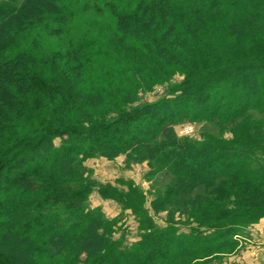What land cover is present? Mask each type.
<instances>
[{
  "label": "trees",
  "instance_id": "1",
  "mask_svg": "<svg viewBox=\"0 0 264 264\" xmlns=\"http://www.w3.org/2000/svg\"><path fill=\"white\" fill-rule=\"evenodd\" d=\"M125 1L113 7L117 33L52 53L30 35L65 32L76 17L68 0L0 3V264H189L234 251L264 218V0ZM176 69L177 91L126 107L141 79ZM184 121L232 137L182 138ZM121 154L171 175L155 210L175 205L199 228L114 243L87 203L95 187L117 200L115 189L87 180L84 162Z\"/></svg>",
  "mask_w": 264,
  "mask_h": 264
},
{
  "label": "rangeland",
  "instance_id": "2",
  "mask_svg": "<svg viewBox=\"0 0 264 264\" xmlns=\"http://www.w3.org/2000/svg\"><path fill=\"white\" fill-rule=\"evenodd\" d=\"M7 1L9 0H0V3ZM123 1L68 0L76 10V17L68 24L67 29L65 28V32L55 35L49 32L53 30L51 27H38L30 35L29 42L36 37L42 50L52 53L67 46L70 40L79 41L86 34L90 35L97 30L104 31L105 34L111 36L117 33L113 25L116 12L113 7L119 11L127 9V3ZM58 27L56 26V29ZM165 78L159 83H145L144 79H141L139 86L136 85L134 93H132V99L127 100L132 102L127 103L126 107H138L168 96L171 92L177 91L184 80V76L177 69ZM120 97L123 95L121 94ZM98 113H102V111ZM256 117L264 119V115L256 114ZM175 130L179 137L197 140L232 137V132L229 129L221 130L215 123L208 121H184L178 124ZM60 143L61 140H55L56 146H59ZM84 165L86 167L84 177L87 180L94 181L98 185L113 187L119 199L118 201V199L102 198L97 186L87 203L88 208L99 207L103 211L106 219L110 222L109 228L114 243L131 246L139 241L145 233L174 229L177 233H189L192 228H199V224L193 219H187L180 211H176L175 205H169L167 209L160 212L155 210L154 202L163 197L171 185V175L165 171L153 174L154 172H151L147 162H129L125 154L114 158L98 155L87 159ZM201 193H204V190ZM254 225L246 228L242 236H236L239 246L234 251L191 260L189 264H264V236L256 235V230L252 231L251 228ZM41 242L43 239L36 238L37 244L41 245ZM169 264L183 263L174 261Z\"/></svg>",
  "mask_w": 264,
  "mask_h": 264
},
{
  "label": "crops",
  "instance_id": "3",
  "mask_svg": "<svg viewBox=\"0 0 264 264\" xmlns=\"http://www.w3.org/2000/svg\"><path fill=\"white\" fill-rule=\"evenodd\" d=\"M251 229L252 231L256 230V235L260 237L264 236V219L260 223L255 224Z\"/></svg>",
  "mask_w": 264,
  "mask_h": 264
}]
</instances>
